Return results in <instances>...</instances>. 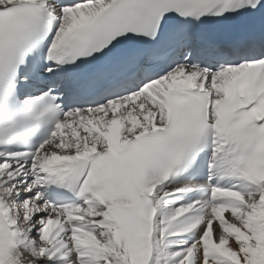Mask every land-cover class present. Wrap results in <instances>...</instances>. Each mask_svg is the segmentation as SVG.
I'll list each match as a JSON object with an SVG mask.
<instances>
[{
  "label": "snow or ice",
  "instance_id": "snow-or-ice-1",
  "mask_svg": "<svg viewBox=\"0 0 264 264\" xmlns=\"http://www.w3.org/2000/svg\"><path fill=\"white\" fill-rule=\"evenodd\" d=\"M0 264H264V0H0Z\"/></svg>",
  "mask_w": 264,
  "mask_h": 264
}]
</instances>
